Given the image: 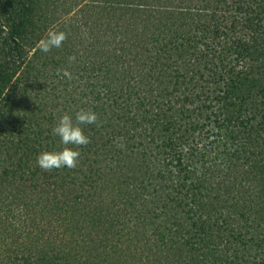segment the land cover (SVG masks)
I'll list each match as a JSON object with an SVG mask.
<instances>
[{
  "label": "trees",
  "instance_id": "trees-1",
  "mask_svg": "<svg viewBox=\"0 0 264 264\" xmlns=\"http://www.w3.org/2000/svg\"><path fill=\"white\" fill-rule=\"evenodd\" d=\"M79 70L81 178L20 119ZM116 139L137 159L107 165ZM0 264H264V0H0Z\"/></svg>",
  "mask_w": 264,
  "mask_h": 264
},
{
  "label": "rangeland",
  "instance_id": "rangeland-1",
  "mask_svg": "<svg viewBox=\"0 0 264 264\" xmlns=\"http://www.w3.org/2000/svg\"><path fill=\"white\" fill-rule=\"evenodd\" d=\"M73 75H74V79L72 81L73 89L70 90L72 94L68 92H63V91H68L64 87L66 83H62V85L61 83H58L57 86L58 88L57 89L55 88L54 90L50 89V85H48L49 87H46L45 85L38 86V88L40 89L38 91V96L36 95L37 96L36 98H33L29 100L27 103L20 105L21 121L26 123L28 122L36 128L50 129L51 131L53 125L55 124L56 120L59 118L61 114L67 112L70 115H72L73 121H75V112L81 108H84V109H91L92 111H94L97 115V122H99L98 116L102 109V105L100 104L101 101H98V99H96L97 102L93 103V101L87 102V99L89 97L83 99V97L85 96L84 93H86L85 83L81 79L83 78L82 77L83 72L79 70L76 71L75 74ZM81 101L82 102L84 101V105L82 107L78 106ZM119 101L121 108L124 109L125 104L128 105V107H130V104L134 100H126L124 96L121 95L119 96ZM50 111H53L55 113L53 114L52 119L49 121L48 119L50 117ZM90 126L91 125H82L84 130L89 128ZM53 137L55 136L53 135ZM47 141L49 140L48 139L42 140L44 144ZM114 143L117 144V147L112 148L111 153L112 151L118 150L119 154L116 152H113L112 155L110 154V158L107 159V165L110 164L126 165V163H128L126 161L132 162L134 157L137 159L138 156L133 152H139V149L137 150L132 149L134 147H138L134 140L124 139L123 144H121V139H116ZM58 146L61 147L60 143L58 144ZM129 151H131L134 155L131 154ZM154 156L156 157L155 154ZM79 162L80 161H78L77 166L75 168H72L71 170H69V168L66 169L67 172H69L70 174L79 175V177L81 178L82 177L81 171L83 170L84 166L79 165ZM130 165L133 166L134 164H130ZM94 166L97 167L100 166V164L97 163L93 165V167ZM100 174L103 176L102 180L103 179L105 180L108 179L110 175H113L114 172L107 171L104 172L103 174L100 172ZM98 175L99 173H97L95 176L97 177ZM82 192H87V189H85Z\"/></svg>",
  "mask_w": 264,
  "mask_h": 264
},
{
  "label": "clouds",
  "instance_id": "clouds-1",
  "mask_svg": "<svg viewBox=\"0 0 264 264\" xmlns=\"http://www.w3.org/2000/svg\"><path fill=\"white\" fill-rule=\"evenodd\" d=\"M65 39V32L50 29L38 42L37 47L40 51L48 53L52 48H60ZM74 59L75 57H69L70 61ZM60 72L71 79V73L67 69H61ZM96 121L97 115L91 109L77 110L75 121L69 113L61 114L51 130L54 136L59 137L61 147L58 150L41 151L36 157L38 166L45 171L63 167L75 168L81 156L79 148L90 143V138L85 134L82 125L95 124Z\"/></svg>",
  "mask_w": 264,
  "mask_h": 264
}]
</instances>
